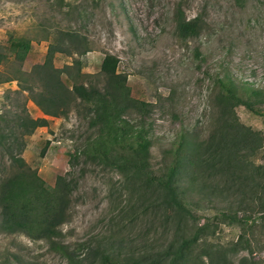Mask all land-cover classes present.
I'll use <instances>...</instances> for the list:
<instances>
[{
    "label": "rangeland",
    "instance_id": "374dc122",
    "mask_svg": "<svg viewBox=\"0 0 264 264\" xmlns=\"http://www.w3.org/2000/svg\"><path fill=\"white\" fill-rule=\"evenodd\" d=\"M181 16L200 20L199 36H180ZM45 29L77 32L88 40L91 51L81 57L86 74L100 72L105 54L117 56L133 98L152 105L147 117H127L152 141V168L140 175L86 160L82 151L97 130L85 110L47 116L49 126L29 138L23 157L49 186L59 176L75 183L72 217L62 227L70 250L85 257L90 245L111 251L124 245L125 252L142 255L151 251L152 241L159 250L203 229L186 256L188 264H264V0H0V51L9 57L0 78L18 68L9 51L13 36L33 40L24 71L46 60L55 37L45 40ZM72 63L64 54L54 57L57 68ZM219 80L232 81L237 96L259 112L236 106L237 121L228 132L221 130ZM17 91L16 82L0 86L1 112H16L25 103L26 95ZM32 103L27 106L35 117ZM213 134L223 143L244 139L231 150L234 171L214 177L212 169L198 166L196 154H185L177 182L192 216L180 225L165 224L161 208L152 207L160 197L150 181L169 163L165 151L180 136L200 145ZM7 161L0 149V179L9 172ZM0 264L67 260L46 242L0 234Z\"/></svg>",
    "mask_w": 264,
    "mask_h": 264
},
{
    "label": "trees",
    "instance_id": "16d2710c",
    "mask_svg": "<svg viewBox=\"0 0 264 264\" xmlns=\"http://www.w3.org/2000/svg\"><path fill=\"white\" fill-rule=\"evenodd\" d=\"M177 28L183 39H189L199 36L202 24L199 19L188 20L181 16ZM45 32V40L55 37L49 45L46 60L28 72L22 69V65L32 49L33 40L25 36L11 37L9 51L18 68L0 78V85L16 82L17 92L26 95L25 103L16 112L0 111V149L8 159L9 169L0 179V234L24 235L34 242H46L52 252L66 258L67 264H188L190 259L186 256L191 246L198 242L203 229H198L192 236L182 235L159 250L152 241L151 251L142 255L125 252L124 245L116 251L90 245L88 254L81 257L64 242L62 227L72 217L75 183L66 176H59L55 186L51 187L25 161L23 154L29 146V138L50 123L46 118H34L29 113L27 102H34L45 116L53 118H66L73 110H85L91 117L90 126L97 130L82 151L86 160L136 175L152 168V141L127 117L132 113L147 117L152 105L133 98L127 76L119 71L117 56L105 54L100 72L86 74L81 57L91 51L88 40L73 31L51 32L45 29ZM57 53L73 58L72 65L57 68L54 64ZM8 61L9 57L0 51V67ZM219 82L224 90L217 97L218 106L222 107L221 130L228 132L231 125L234 128L236 106L243 105L259 114L253 110L251 102L237 96L232 81ZM253 93L261 94L260 91ZM242 133L238 132L243 137ZM243 140L241 138L238 142L233 138L223 143L213 134L198 145L180 136L173 147L165 151L169 163L164 171L150 180L160 197L158 204L154 203L152 207L155 211L158 206L161 208L165 224L174 221L180 225L192 216V204L186 200L185 190L177 182L185 154H196L193 156L201 169H212V176L221 177L225 170L234 171L231 150L232 147L238 149L243 146ZM49 144L47 142L44 146L41 157H44Z\"/></svg>",
    "mask_w": 264,
    "mask_h": 264
},
{
    "label": "crops",
    "instance_id": "0c3cea01",
    "mask_svg": "<svg viewBox=\"0 0 264 264\" xmlns=\"http://www.w3.org/2000/svg\"><path fill=\"white\" fill-rule=\"evenodd\" d=\"M1 86V85H0ZM34 104V102L32 103V105ZM35 106V105H34ZM34 109H36L35 110V117L34 118H46V119H48V117L47 116H45L44 114H43V112L39 109V108H37L36 106H35V108ZM42 128H45V127H42ZM39 129H41V128H39Z\"/></svg>",
    "mask_w": 264,
    "mask_h": 264
}]
</instances>
